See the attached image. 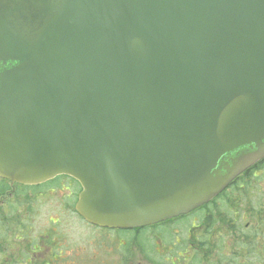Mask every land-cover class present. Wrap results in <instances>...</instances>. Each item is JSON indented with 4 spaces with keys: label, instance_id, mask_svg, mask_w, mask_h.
I'll use <instances>...</instances> for the list:
<instances>
[{
    "label": "water",
    "instance_id": "obj_1",
    "mask_svg": "<svg viewBox=\"0 0 264 264\" xmlns=\"http://www.w3.org/2000/svg\"><path fill=\"white\" fill-rule=\"evenodd\" d=\"M262 158L264 0H0L1 178L135 228Z\"/></svg>",
    "mask_w": 264,
    "mask_h": 264
},
{
    "label": "rangeland",
    "instance_id": "obj_2",
    "mask_svg": "<svg viewBox=\"0 0 264 264\" xmlns=\"http://www.w3.org/2000/svg\"><path fill=\"white\" fill-rule=\"evenodd\" d=\"M240 183L244 184V189L248 193H244L243 197H240L237 194L239 190L235 187L217 205L221 218L211 223L213 227L211 231L213 234L219 232L220 238L226 239L232 233L243 241L242 239H245V236L252 231V228L249 229V227L253 222L259 232L264 229V222L262 224L255 217V212L256 214L261 212L259 215L264 217V167L251 172ZM58 184L59 182L55 183V185ZM64 184H67V182ZM32 192L10 191V194L3 199L5 204L3 207H1L3 202L0 199V242L2 243H0V257L5 258L8 254L11 257L16 253L17 258H26L27 255L18 254L17 249L19 246L26 249L28 240L35 242L37 252L38 248L43 247L41 243H51L43 237L46 236L47 238L50 235L48 230H53L55 244L51 243L52 247L44 252L42 250V252L46 253L54 249L53 253L57 258H60V264H100L104 257L118 254L116 248L110 246L116 241L117 235L98 232L84 224L73 213L72 206L74 202L72 198L77 192L73 183L69 187L65 186L63 190L46 187L42 191H35V195ZM26 193H29V195H25ZM233 199L236 200V204L230 207L228 202ZM248 217H251L253 221ZM192 224L193 222L177 229L184 230ZM55 228L56 233L54 232ZM202 229V224H195L189 230V237H198ZM175 230L176 228L171 229L163 235V238L179 243V236L176 240L173 238ZM24 234L29 237L18 240ZM216 234L213 236L214 239ZM260 238L264 242V236L262 235ZM192 242L193 238H185L175 247L187 250L192 246ZM47 246L50 247L48 244ZM115 246H118V242ZM170 250H173V248H170ZM19 253L25 254L24 250H20ZM175 253L183 254L184 252L176 251ZM257 255V251L252 252L247 264H264V259L256 258ZM79 256H81L82 262L77 259ZM216 258L218 259L217 256ZM32 259H35L34 254ZM108 259H110V263L114 260L119 263L114 256H110ZM240 262L238 260L235 263L228 262V264H240ZM216 264H218L217 260Z\"/></svg>",
    "mask_w": 264,
    "mask_h": 264
},
{
    "label": "flooded vegetation",
    "instance_id": "obj_3",
    "mask_svg": "<svg viewBox=\"0 0 264 264\" xmlns=\"http://www.w3.org/2000/svg\"><path fill=\"white\" fill-rule=\"evenodd\" d=\"M209 223L212 222V216L208 214ZM195 220H193L194 222ZM208 227V226H207ZM177 228L176 223H161L156 226L148 228H139L132 231L117 232L116 241L110 245L116 248L118 254L108 255L103 258L100 264H168L169 257L175 259L172 264H212L216 260V253L211 252L213 242H201L199 239H193L192 246L184 253H175L180 251V248H176V243L173 244L174 250L170 253L169 240L163 238V235L171 229ZM203 232L208 233L207 228L203 227ZM179 233L175 230V234ZM160 237V238H159ZM104 242V241H103ZM118 242V246L115 244ZM27 244H30L27 242ZM108 244V243H107ZM177 244H180L177 243ZM109 245V244H108ZM150 245V246H149ZM18 254L20 250H23L22 246L18 247ZM34 260L29 257L26 260L27 264H56L60 263L59 258L56 256L50 258V254H54L52 251L43 253L41 248L34 247ZM8 257L10 254L7 255ZM114 256L119 263H110L108 257ZM25 259V257H24ZM24 259L17 258V254L14 253L10 259H6V262L16 261V264H23ZM34 261V262H32Z\"/></svg>",
    "mask_w": 264,
    "mask_h": 264
},
{
    "label": "trees",
    "instance_id": "obj_4",
    "mask_svg": "<svg viewBox=\"0 0 264 264\" xmlns=\"http://www.w3.org/2000/svg\"><path fill=\"white\" fill-rule=\"evenodd\" d=\"M264 167V162H262L260 164V166H257V168H255L256 170L257 169H260V168H263ZM241 180L240 178L237 180V182L233 183L232 186L230 187V190H233L235 187L239 190H241L242 192H244V184L240 183ZM60 183V182H59ZM10 185L5 182V181H0V196H3V195H6L7 192L10 190ZM246 191V190H245ZM242 192H239V194H241ZM259 214H261V212H259ZM258 213L256 214L255 212V217L258 218L259 222H261L263 224L264 222V217L263 216H260ZM254 230L252 232H250L248 234L249 236V241L251 242L250 244V249H249V252H254L253 249L251 248L252 245L256 246V249H254L255 251H257L259 257L258 258H261V259H264V242L260 241V242H256L254 238H260L262 237V235L264 236V229L263 231L261 230L260 232L258 231L257 227L256 228H253ZM225 247V245H223V248ZM237 248V246H235ZM240 248V251H242L243 249L241 247ZM224 261V258L222 259Z\"/></svg>",
    "mask_w": 264,
    "mask_h": 264
}]
</instances>
